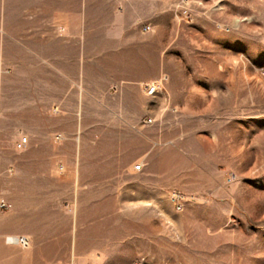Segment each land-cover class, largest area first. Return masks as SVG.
<instances>
[{
	"label": "rangeland",
	"instance_id": "374dc122",
	"mask_svg": "<svg viewBox=\"0 0 264 264\" xmlns=\"http://www.w3.org/2000/svg\"><path fill=\"white\" fill-rule=\"evenodd\" d=\"M80 33H136L148 79L79 77L116 55ZM0 78L39 140L8 195L39 191L53 264H264V0H0Z\"/></svg>",
	"mask_w": 264,
	"mask_h": 264
},
{
	"label": "crops",
	"instance_id": "0c3cea01",
	"mask_svg": "<svg viewBox=\"0 0 264 264\" xmlns=\"http://www.w3.org/2000/svg\"><path fill=\"white\" fill-rule=\"evenodd\" d=\"M128 34L131 37L136 33H80V36L85 39L92 38L85 41V53L88 51L89 43L91 51L96 54L112 52L116 55L112 57L110 64L104 63L105 68L103 61L99 62L98 59H96L95 66L90 69L87 64L84 67L79 66L77 69L79 77L103 80L111 75L117 82L131 86L145 83L148 79L146 72L151 69V51L143 46L127 44L123 37ZM107 38H111V41H106ZM105 41L107 45H105ZM50 44L55 48H62L64 54L69 52L73 45H76L60 39L54 40ZM63 77V85H67L66 71ZM49 85L56 87V80H51ZM80 99L87 100V97H80ZM17 114H21L19 117H23L24 113L9 109L7 83L6 80L0 78V202L9 205L11 211L7 215L2 213L3 210H0V264H53L62 260L70 261L72 257L70 242L62 247L57 244L42 243L35 238L37 232L34 231L39 228L40 224L39 191L31 190V193L23 191L20 197L23 200L20 201L16 196L8 195V173L12 174L14 169H18L23 164L20 153L25 152L29 147H36L39 141L38 133L30 126L25 128L24 123L16 119ZM26 114L28 117H33L31 112ZM25 137L28 139L26 147L23 150H18L17 144ZM35 180L37 181L38 178L36 177ZM15 193L13 191V194ZM13 233L30 238L31 248L27 251H20L18 247L9 246L5 239L8 234Z\"/></svg>",
	"mask_w": 264,
	"mask_h": 264
},
{
	"label": "built area",
	"instance_id": "2783aa9c",
	"mask_svg": "<svg viewBox=\"0 0 264 264\" xmlns=\"http://www.w3.org/2000/svg\"><path fill=\"white\" fill-rule=\"evenodd\" d=\"M144 30H145V32H151L152 27L151 26H145ZM159 89H160V85L157 83H154L152 85H147L146 86V93L149 97H153V96L157 95V93L159 92ZM152 123H153L152 119H147L145 121V124H147V125L152 124ZM27 141H28L27 138H23L20 141V143L17 144V146H16L17 149L23 150L27 145ZM142 170H143V165H135V167H134L135 172H140ZM230 182H232V181H230ZM0 208L5 210V209H7V205L5 203H1ZM6 243L9 245L18 246L24 250L29 249L31 246L30 239L28 237H25V236L9 237L6 239Z\"/></svg>",
	"mask_w": 264,
	"mask_h": 264
}]
</instances>
